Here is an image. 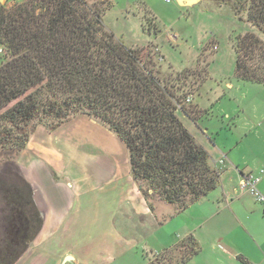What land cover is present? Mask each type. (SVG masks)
I'll list each match as a JSON object with an SVG mask.
<instances>
[{
  "label": "trees",
  "instance_id": "1",
  "mask_svg": "<svg viewBox=\"0 0 264 264\" xmlns=\"http://www.w3.org/2000/svg\"><path fill=\"white\" fill-rule=\"evenodd\" d=\"M203 1L229 6L264 34V0ZM111 7L108 0L0 4V264H15L42 226L16 165L37 127L53 132L77 116L99 121L124 143L131 178L152 213L154 200L180 213L220 186L208 151L177 114L196 125L205 112L186 102L184 84L160 78L141 50L105 29ZM233 50L234 78L264 85V42L246 33ZM200 251L188 235L147 264H186Z\"/></svg>",
  "mask_w": 264,
  "mask_h": 264
},
{
  "label": "crops",
  "instance_id": "2",
  "mask_svg": "<svg viewBox=\"0 0 264 264\" xmlns=\"http://www.w3.org/2000/svg\"><path fill=\"white\" fill-rule=\"evenodd\" d=\"M194 126L201 135L190 133L208 151L211 164L219 170L223 191L226 192L222 178L233 180L238 176L230 169L234 168L240 176L257 175L262 169L240 163L232 155V144L217 140L218 134L216 139L212 133L209 136L207 128ZM222 158L224 163L220 165ZM16 165L33 190L42 226L15 264H64L68 257L72 260L66 264H120L126 258L121 264H147V251L159 254L188 235L204 248L200 247V253L186 264H224L221 255L204 254L206 247L220 240L206 237L209 229L197 232L207 224V213L216 208L219 215V202L229 199L232 205L239 201V214L244 219L257 223L258 215H264V204L246 207L243 199L250 196L248 193L228 198L225 193L214 197L213 192L183 212L177 213L175 209L158 218L157 209L153 213L149 210L131 178L124 143L87 116L75 117L53 132L37 127ZM257 188L264 196V178ZM190 212L193 215L185 222V214ZM171 225L172 231L166 232V226ZM205 237L209 240L203 242ZM234 257L240 264H264V259L253 253Z\"/></svg>",
  "mask_w": 264,
  "mask_h": 264
},
{
  "label": "rangeland",
  "instance_id": "3",
  "mask_svg": "<svg viewBox=\"0 0 264 264\" xmlns=\"http://www.w3.org/2000/svg\"><path fill=\"white\" fill-rule=\"evenodd\" d=\"M108 1L112 7L102 18L105 29L126 47L141 50V57L152 61L160 78L171 79L176 87L177 84L185 85L184 89L191 93L190 105H197L205 112L197 126L207 128L209 136L212 133L216 139L218 134L217 140L232 144V155L239 158L240 163L264 169V85L237 81L233 76L235 38L253 33L264 42V34L238 19L229 6H218L213 2L194 1L189 7H183V3L179 4L177 0L170 3L164 0ZM17 2L21 0H3L2 5L10 8ZM3 61L4 54L0 48V65ZM185 77L187 79L183 82ZM177 114L191 133H199L194 124L180 112ZM230 171L238 175L237 178H222L226 192L220 185L212 196L221 197L225 193L228 198H235L239 194H247L240 188L238 172L234 168ZM243 200L246 207L258 205L251 195ZM219 203V215L216 208L209 211L207 224L197 230L209 229L206 237L220 239L211 240L213 243L204 249V254L208 257L221 255L224 264H240L234 254L250 256L253 253L258 259H264L262 212L254 223L239 214V201L234 205L229 199ZM153 205L158 218L172 214L176 209L159 200H154ZM192 213L185 214L183 220H190ZM165 230L171 232L172 225L166 226ZM1 232L0 227V237ZM206 237L201 241L209 240ZM203 246L200 245L201 248ZM155 255L151 251L146 253L149 259Z\"/></svg>",
  "mask_w": 264,
  "mask_h": 264
},
{
  "label": "built area",
  "instance_id": "4",
  "mask_svg": "<svg viewBox=\"0 0 264 264\" xmlns=\"http://www.w3.org/2000/svg\"><path fill=\"white\" fill-rule=\"evenodd\" d=\"M18 1V0H15ZM172 0H164L165 3H170ZM187 103L190 102V99L188 98L186 100ZM224 163V158H222L219 161V164L222 165ZM264 178V169H260L257 173V175L252 174H242L240 176V188L242 191L247 192L249 195H251L255 201L259 204H264V196L261 194V192L258 190L257 186L261 179ZM148 252V251H147ZM156 254V253H153ZM159 254H156L154 258H150V260L155 259Z\"/></svg>",
  "mask_w": 264,
  "mask_h": 264
},
{
  "label": "water",
  "instance_id": "5",
  "mask_svg": "<svg viewBox=\"0 0 264 264\" xmlns=\"http://www.w3.org/2000/svg\"><path fill=\"white\" fill-rule=\"evenodd\" d=\"M178 3H183L182 6L183 7H189V5L193 2V1H183V0H177ZM3 3V0H0V4ZM72 259L70 257L66 258V260L64 261V264L69 263Z\"/></svg>",
  "mask_w": 264,
  "mask_h": 264
}]
</instances>
